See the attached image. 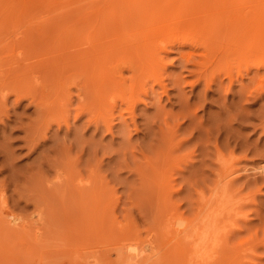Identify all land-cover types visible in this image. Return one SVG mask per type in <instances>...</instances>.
Masks as SVG:
<instances>
[{"label": "rangeland", "instance_id": "rangeland-1", "mask_svg": "<svg viewBox=\"0 0 264 264\" xmlns=\"http://www.w3.org/2000/svg\"><path fill=\"white\" fill-rule=\"evenodd\" d=\"M21 1L28 2L30 6L27 12L18 11V13H20V24L18 23L19 25L16 27L18 32H16L17 30L14 31L16 28H12V24L0 27V58H3V61L10 57L9 55L11 52L6 44H9L8 41L11 37L15 38L18 33L20 38L17 39V36L16 40L22 38V43V40L25 41L28 37L29 31L36 30L37 26L46 31L54 20L75 13V10L66 8L69 0ZM226 1L227 0L223 2V5L226 4ZM229 3L230 0H228L226 6ZM189 4H192V2ZM223 5L221 6L222 13L219 12L220 14L216 17L217 26L215 29L218 32V40L223 39V32L225 29L223 20L231 14V11H229L226 6L223 7ZM176 7L177 6L173 8L176 9ZM215 9L221 11L218 5ZM242 12L243 18L246 20L250 15L249 3L243 4ZM184 14L186 15L188 13H182L183 18H185L184 21L182 16H180L179 20L181 19V26L188 22ZM0 15L9 18H13L14 16L10 15L9 12H0ZM171 17L170 20L172 19L173 21L166 19L167 22L165 21L164 23L161 20L160 22H162V24L160 25L159 23L158 27L153 26L154 29H149L148 24H146L147 27H144V29H149L148 31L144 30L145 33L157 34L152 35V37H154L152 41V43H154L153 48L157 52H161V55L166 56L164 59L165 84L167 86L166 94L161 93L160 89H157L158 87L155 86V89H157L155 93H146L145 90L146 95L144 92L141 94V91L138 93L139 95L136 96V99L142 96V99L140 98L139 100V102L141 100L142 102H137L133 107L132 105L129 106L132 103L127 104V101L123 97L126 95L125 97L128 96L133 102L135 101V97L129 95V92H126V85L128 83V85H130V82L127 80V84H125L122 89L125 90L123 91L124 93L121 89L114 90L115 94L113 93L114 99L112 100L115 103L111 101L110 105L109 102L112 108L111 110L115 109L112 112L113 118L115 119L111 134L103 132L105 131L103 128L96 132L93 131L94 127L86 125L87 123L85 124V117L71 126V133H69L66 126L62 125V129L58 130L57 125L53 124L52 129L47 133L49 140L46 146L37 149L34 153L31 151V146L29 145L30 148L27 147L23 139H21L24 133L17 129L19 123H15L16 119H14L16 117L23 120L22 122L24 123L28 122L29 118L35 117L33 113L34 108L32 106H27V100L23 101L19 106H14V98L12 95L7 96V103L5 102V106L3 105L4 107H2V104L0 105V188L2 187L0 192L4 190V196L8 200V209L10 208V211L13 209L15 211L13 213L15 214L22 213V216L25 217L24 221H26L28 225L26 229L14 228L5 225V222L2 225L4 218H0V264H108L110 261L113 262L114 246L112 242L114 238H116L115 236H119L118 233L120 230L123 229L125 232H127V230L124 229H128L130 232L134 230L138 233L135 232V234L142 238H146V234L149 236H151L152 233L154 236L157 235L160 230L161 220L167 219L171 215H181L184 218H188L194 214L195 206L199 200L197 191L202 188L207 192V183H212V175L209 173L212 167H216L215 144H217L221 148L222 153L225 154H223V156L226 166H229V169H234V173H230L231 177L237 178L232 186L233 189L230 187L231 191L228 195L231 199L230 201L228 197L230 203H227L228 205L225 203L220 210L225 214L229 211L228 214L230 217L228 218H230V221L232 220L231 222H233L234 219L237 220V222L246 219L252 221V225L258 224L257 226L259 227L264 226L262 225L264 224L262 223L264 222V213H262L264 212V178H262L264 175H260L256 170L258 166L264 164V125H262L264 124V110H262L264 109V98L254 100L252 98L255 96L254 94L245 95L246 98H241V94L238 91L240 88L239 81L233 82V88L231 87V90L227 89L226 87H228L229 80L223 74L224 71L213 77V67L206 70L204 69L206 66L208 67V65L205 66L206 62L204 66H199L201 67L200 69H196L199 68L198 66L192 67V65H190L192 61L188 63V67L191 69L195 68V70H199V72L202 71L201 69H204L203 72L205 73L213 69V71L210 72L213 78L209 75V72L206 74L201 72V74H203L201 76L202 81L192 87V82L196 80L199 74L195 72L192 74L190 70H184L183 64L179 60L180 52L187 53L188 51L190 52L192 48L187 45L182 46L180 45L181 43L173 44L174 47L169 46V48H171L169 50L170 52H164V50L159 48L161 47L160 45L164 44L161 43L163 39L166 42L172 39L171 36L173 34L177 33L176 29H178L179 21L177 18V21L174 20L173 14ZM116 18V20L113 18L115 20V27L117 28L115 31L119 34L116 38L117 41L111 43V45L115 47V51L111 55L114 59L109 60L108 64L114 65V63H116L120 68L124 67V65L120 64L119 52L127 48L123 46L132 45L135 40L136 44H138L137 40L141 42V39H137L135 34H131V32H133L131 24H127L124 29L123 27L126 25V21H120L118 17ZM33 21H36V23H32ZM173 23H175L177 28L171 26H175ZM200 25L201 29L199 25L194 27L196 28L194 32H197L198 35L206 32V29L202 27L203 24ZM31 26H34L35 29ZM162 26L163 28L161 29ZM155 27L158 28V30H156ZM39 28L37 27V29ZM166 29L168 32H166ZM11 30L13 36L10 34ZM161 30H164V33L162 32V34H159ZM173 31L174 33H172ZM19 32H22L21 34L23 35L20 36ZM126 32L130 33V36ZM165 33H170L171 35ZM215 35L216 34L211 31L208 33V38L213 36L215 39ZM160 36L162 39L158 38ZM155 37L158 40H156ZM180 37L182 36L179 35L178 38L180 39ZM105 38L106 35L102 36V38L100 36L99 41L102 39L101 43H106V39L108 38ZM10 40V45L12 44L11 42H13L12 46L14 47V45H16L15 40ZM250 41L251 36L247 35L244 37L241 48L236 49L238 55L230 56L229 63L227 62L229 65L234 62V65H232V76L235 79H241L243 83L249 82L248 76L250 74L244 75V77L241 78L236 77L237 67H239L237 65H243V63H236L232 58L236 57L237 61L243 62V58L246 55L245 52L247 51L246 47L249 46ZM158 43L160 44L156 47ZM216 46H218V51L221 50L220 52H224L225 48L228 49L227 44L225 48L220 45ZM15 47H19L16 49V52L18 51L16 57L18 55L21 57L22 55L20 59L15 57L16 62L18 59L19 61L22 60V63L25 64L24 61L27 60V57H24L26 52L24 46L17 45ZM157 48L161 51L157 50ZM204 49L202 47L197 49V51L199 50L198 53L203 52L204 54L207 50V54L205 53L207 57L212 49L209 51L207 48L206 50ZM49 51L54 50L48 49L47 52ZM6 57L7 59H5ZM35 57L39 58L41 55L37 56L36 53ZM43 58L47 57L43 55ZM1 60L2 59H0V61ZM199 61L203 62V60ZM227 63L225 62L224 64L222 62L219 63V65L223 64L221 67L223 68L227 67ZM26 64H28V61ZM117 69L112 74L113 78L122 77L123 75L126 76L127 79L129 78L128 76L131 75H129L130 72L125 70V68H121V73L122 69H124L123 73L118 74L120 70L117 71ZM241 72L244 73V70ZM173 78L174 80L181 79L180 81L182 84L180 87L172 82L174 81ZM210 78L213 79V81H211L212 84L210 85V89H206L205 85L208 81L210 82ZM220 78L222 79L221 82H223V86L217 85ZM145 88H149V86ZM74 92L75 90L73 89L72 93ZM2 93L5 95L6 91L3 90ZM116 93L117 96H115ZM114 106L115 108H113ZM131 108L134 111L130 112ZM192 113L195 115L194 118L187 117L188 115H193ZM131 119L135 120L138 127L137 132L130 123ZM122 120H126L131 125L128 129L129 132L122 131L120 128V122ZM165 120H167L166 127L168 129H165ZM163 121L165 122L163 123ZM69 123L72 124V120H70ZM160 124L164 125V129ZM158 129H161L165 134L160 135ZM129 135L130 138L128 137ZM69 140L71 142H69ZM60 143H63V145ZM70 143L72 146H70ZM65 145H67V147ZM70 147L73 148L70 149ZM92 148L94 152H91ZM68 149L71 152H67L66 150ZM57 152L58 154H56ZM142 152L145 157H143ZM78 156L81 157L80 160H78ZM96 160L97 162H95ZM89 163L92 165L90 166ZM9 167L11 169H9ZM66 168L67 170L65 171ZM62 169L64 172L61 171ZM162 171H165V189L164 195L160 196L154 178L155 176L157 178ZM60 173L62 174L57 178V174L59 175ZM64 173H69L67 176L70 178H65L66 176H64ZM78 173H80L82 177V183L78 184L81 189H79L74 181ZM61 176H64L62 178L66 180L61 179ZM247 178L249 180H247ZM62 180H64V182ZM81 185H83V188ZM93 196L96 197L97 203L98 200L100 201L98 207L102 210L98 208L96 211L95 209L97 207L92 208L91 197ZM43 201H45L44 204H42ZM89 208H92V210H89ZM257 210L260 213H258ZM2 212L0 214H2ZM245 214L246 217H244ZM256 214L257 216H255ZM26 216H28V218H26ZM0 217L3 216L0 215ZM235 220L234 222L236 223ZM90 221H92V223H90ZM132 234L131 235L135 238L134 233ZM137 235L135 239H138ZM128 236H130V234H128ZM257 251H259V255ZM257 251L253 259L251 255L249 256L251 260L249 261L248 258L247 264H255V261L256 264H264V258H261V256L264 257V253H262L264 252V246L259 247ZM252 260H254V262Z\"/></svg>", "mask_w": 264, "mask_h": 264}, {"label": "bare ground", "instance_id": "bare-ground-1", "mask_svg": "<svg viewBox=\"0 0 264 264\" xmlns=\"http://www.w3.org/2000/svg\"><path fill=\"white\" fill-rule=\"evenodd\" d=\"M224 1L225 0H69L67 2L66 8L75 10V13L54 20L53 22H51V25H49L46 31L42 30V28H39V26H37L39 29H37L36 27V30H34L35 27L31 26L34 28L33 29L34 31L30 30L28 33V37L25 39V41L22 40V43H21L22 38L20 40H16L18 33L16 34V36L14 35L15 38L9 37L10 39L15 40L16 45H14L13 47L12 46L13 42H11L12 44L10 45L9 41L11 40L9 39L8 41L9 44L8 45L6 44V46L9 48V51L11 52V54L9 55L10 57L8 59L6 57L5 59L7 60L5 61H3V58H0L2 59L0 61V94L2 93L3 90L6 91L5 95H4L5 92L0 95V100L2 99L0 105L2 104V107H4L5 106L4 104L7 101V96L12 95L14 98L13 99L14 106L17 105L19 106L20 104L23 103V101L27 100L28 102L27 106L28 107L32 106L34 108L33 113L35 117L33 115L34 118L31 119L29 118V121L27 120L28 122L24 123L22 122L23 120H21L20 118H16V117L14 118L16 119L15 123H19L17 129H19L24 133V136H22L21 139H23L27 147L30 148L31 146V151H33L34 153L37 151V149L46 146V143L49 140V136H47V133L52 129L53 124L57 125L58 130L62 129V125L66 126L69 133H71L70 132L71 126L74 125L75 122L80 121V119L85 117V124L87 123L86 125H91L92 127H94L93 131L96 132L99 131L101 128H103L105 130L103 132H107V134L108 133L111 134L113 131L112 130L114 127L113 122L115 119L113 118L112 115L113 114L112 112L115 109L111 110L112 108L110 107L111 101L112 103H115L112 100L114 99L113 93L114 90L115 91L120 89L122 90L125 84H127L126 83L127 80L130 82V85H128L129 83L127 84L128 86L126 85V89H127L126 92L127 93L129 92V95L135 97L134 102L131 101L130 100L131 98L129 99L128 96L127 99V97H125L126 95L123 97L127 101V104L132 103L129 106L132 105L133 107V105L137 104V102L138 103L142 102V100L139 102L142 96L136 99V96H138L139 95L138 93H140L141 91H142L141 94H143V92L145 93V90L146 93L149 92L155 93L157 89H160L161 93L166 94L167 86L165 84L166 76L164 71V66H165L164 59L166 56L161 55V52H157L153 48L154 43H152V41L154 37H152V35H157V34L149 33V32L145 33L144 30L148 31L150 28L154 29L153 26L158 27L159 23L161 25L162 22L164 23L165 21L167 22L166 19L170 20L172 14L175 18L174 20H176V18L178 19L179 21L178 23L180 27L178 26V29H176L177 33L171 36L172 39L166 42L164 39L162 40L163 42L160 41L161 43L164 44H162L163 47L162 45H160L162 48L161 47L159 48L164 50V52H170L169 50L171 48H169V46L174 47L173 44L175 43H181L180 45L182 46L187 45L188 47L192 48L190 52L188 51L187 53L186 52L179 53V60L182 62L184 70H188V71L190 70L192 74L194 72L199 74L196 80L192 82L191 84L192 87H194L193 85L198 84L199 82L202 81L201 76L203 74L209 72V71L206 73L203 72L204 69L206 70L208 68L213 67L214 71L213 69L210 71V72L213 71L212 72L213 77H215L214 75L220 74L222 71H224L223 74L229 80L228 81L229 83L227 85L228 87H226L227 89L231 90V87L233 88L232 86L233 82L239 81L240 88L238 91L241 94V98L242 97L246 98L245 95L248 96L249 94L255 95L254 97H252L254 100L257 99L259 100L261 98H264V0H230V3L227 6L226 4L228 0L226 1V4L223 5ZM191 2L192 4H189ZM244 3H249V10H250V15L246 18V20L243 18V12H242V7ZM217 5L220 6V9L222 5L223 7L226 6L227 9L231 11V14L226 19L223 20V22L225 23V29L223 32L222 40H218L217 37L218 32L215 29L217 26L216 17L218 16V14L222 13V9L221 11L215 9ZM29 6L30 5L26 1L22 2L21 0H0V12H9L10 15H14L13 18L0 15V27L1 26L4 27L5 25L12 24L11 25L12 28L15 29L20 24L19 23L20 13H18V11L27 12L29 11ZM175 6H177L176 9L173 8ZM182 13H188L186 15L184 14V16L187 17L188 22H186L185 25L182 24L181 26L180 24L181 19L179 20V18L180 16H182L183 18ZM116 17H118L120 21H124V20L126 21L125 22L126 25H124L123 27L124 29L126 28L125 26H127V24H131L133 29L132 30L133 32H131V34L133 33L136 35L137 39H141V42L137 40L138 44H136V40L134 38L135 42L132 45L130 44L128 46H123L124 48L126 47L127 48L119 52L120 64L124 65V67H120V68L118 65H116V63H114V65L108 64L109 60L114 59L113 57H111V55L115 51L114 50L115 47L111 45V43L117 41L116 38L117 35L119 34V33L117 34V32L115 31L117 30V28L115 27L116 25L114 24L115 20L117 19ZM113 18L116 19L114 20ZM161 20L162 22H160ZM184 20L185 18H183V21ZM34 22L36 23V21H33L32 23ZM146 24L149 25L148 30L144 29V27H147ZM173 24L175 25V23ZM200 24H203L202 27L206 29V32L200 33L198 35L197 32L196 33L194 32L196 30V28L194 27L196 25H199L200 26L199 28L201 29ZM171 26L173 28H177L176 25L175 26L171 25ZM162 28L163 26L161 27V29ZM16 30L17 28L14 31ZM156 30H158V28H156ZM211 31L214 34H216L215 39L213 38V36H210L208 38V33ZM16 32H18V30ZM156 32H160V31H156ZM162 32L164 33V30L163 31L161 30L159 34H162ZM166 32H168L167 29ZM19 33L20 36L23 35L21 34L22 32ZM172 33H174V31ZM10 34L12 35V30ZM127 34L129 35L130 33ZM99 35L101 36V38L102 36L106 35V38H108V39L105 38L106 43L105 42L101 43L102 39L101 41H99L100 40ZM179 35L182 36L180 37V39L178 38ZM247 35L251 36V41L249 46L246 47L247 51L245 52L246 55L243 58V62L237 61L236 57L232 58L233 61H235L236 63H243V65H237L239 67H237L238 70L236 77L241 78L244 77V75L250 74L248 76L249 82L243 83L241 79L240 80L238 78L235 79L232 76V65H234V62L230 63V65L228 63L230 60V56L238 55L236 49L241 48V43L243 41V38L246 37ZM19 38L20 37L18 36L17 39ZM158 38L162 39L161 36ZM156 40L158 39L156 38ZM159 44L160 43L156 44L157 45L156 47H158ZM226 44L228 45V49L225 48ZM17 45L24 46L25 48L26 52L24 57H27L26 58L27 60L24 61L25 64L22 63V60L20 61L18 60L22 57V55L21 57H19V55L16 57V53L18 52V51L16 52V49L19 48V47H15ZM216 45L223 46L225 48V51L224 52H220L221 50L218 51L217 49L218 46ZM202 47L203 49L205 48L204 50H206L207 48L208 51L212 49L210 53L207 55V57H206L207 50L205 51L206 54L205 53L203 54V52L198 53L199 50L197 51V49ZM159 48H157V50L161 51ZM48 49L54 51L47 52ZM36 53L37 56L41 55L42 58L35 57ZM43 55L47 58H43ZM15 57L18 58L17 62ZM199 60H203V62ZM27 61L28 64H26ZM189 62H191L190 65H192V67L204 66L206 62L205 66L208 65V67L206 66V68L201 69L202 70L201 72H203V74H201L199 70H195V68L191 69L190 67H188ZM222 62L224 64L225 62L226 63L228 62L226 65L227 67L221 68L223 64L219 65V63ZM121 68H125V70L130 72L129 75L130 74L131 75L128 76L129 78L126 79V76L123 75H122L123 78L120 77L119 75H117L119 76L118 78L112 77L114 71L116 69L117 71H119ZM200 68L201 67L196 69H200ZM123 70L124 69H122V73ZM242 70H244V73L241 72ZM210 72L209 75L211 76ZM120 73L121 70L118 72V74ZM212 78H210L211 80L209 79L210 82L208 81L206 83L205 85L206 89L207 88L210 89V85L212 84L211 81H213ZM180 80L177 79L174 80L175 82L174 81L172 82L180 87V85L182 84ZM221 80L222 79L220 78L219 82H217L218 86H223V82H221ZM146 86H149V88H145ZM155 86H157L158 88L155 89ZM71 89L72 92L73 89L75 90V92L72 93ZM123 91L125 90H122V92ZM115 96H117V93ZM113 108H115V106ZM132 111L134 110H132L131 108L130 112ZM187 117L194 118L195 115L194 114L188 115ZM133 119H131L130 123L137 132L138 127L135 123V120ZM70 120H72V124L69 123ZM165 121L166 123H164ZM165 121H163V123L166 127L167 120ZM161 124L160 126L164 129L163 127L164 125ZM131 125L126 120L125 121L122 120L120 122V128L122 129V131H128ZM165 129L168 128L166 127ZM158 131L160 135L165 134V132H163L161 129H158ZM71 135L74 136L73 134ZM128 137L130 138V135ZM69 142L71 141L69 140ZM61 145H63V143ZM65 146L67 147V145ZM70 146H72V144ZM72 148L70 147V149ZM214 150L216 156V160H215L216 167L215 166H214L215 168L212 167L209 173L210 175H212L211 177L212 183L210 184L207 183L206 185L207 192H205V190L202 188L199 191H197L199 195V200L195 206L194 214L188 218H184L181 215L180 216L171 215L167 219L161 220V225L159 227L160 230L155 236L152 233L151 236L146 234V238H142L138 236L137 235L138 233L132 229H130L132 230L131 232L128 229H124L127 230V232L123 231V229L120 230V232L118 231L119 236H115L116 238H114V241L112 242L114 246L113 248L114 259L113 262L110 261L108 264H168V263L169 264H180V263L181 264H247L248 263L247 259L249 258L250 255L253 259V256H255L256 254L255 252L257 251V249L259 247L264 246V226L259 227L257 226L258 224L252 225L253 224L251 223L252 221L246 219L241 220L240 222H237V220L234 219L236 223L234 222V220L233 222H231L232 220L230 221V218H228L230 217L228 214L229 211L228 213L226 212L227 214H225L220 210L225 203L226 205L230 203L231 199L228 195L231 189H233L232 186L237 178L231 177L230 173L231 172L234 173L233 172L234 169H229V166H226V162L223 156L224 153H222L221 148L217 144H215ZM66 151L68 152L70 150L68 149ZM91 152H94L93 148ZM56 154H58V152ZM95 154L98 155L97 153ZM142 155L143 157H145L143 152ZM80 159L81 157L78 156V160ZM95 162H97V160ZM9 169L11 168L9 167ZM66 170L67 168L65 169V171ZM256 170L260 175H264V164L258 166ZM61 171L64 172L63 169ZM61 174L62 173H60L59 175L57 174V178H59ZM68 174L66 173L64 176H66L65 178L69 179L70 177L67 176ZM164 175H165V171H162L161 174L157 176V178L156 176L154 178L160 196L164 195V189H165ZM64 176H61L60 178L66 180L65 178H62ZM64 180L62 181L64 182ZM247 180L249 179L247 178ZM74 181L76 182V185L82 183V177L80 173H78ZM81 186L83 188V185ZM78 187L79 189H81L79 185ZM230 187L232 188L230 189ZM3 191L0 192L1 193L0 209L3 210V212L2 210H0V213L2 212V214L0 215L3 216L0 218H4L5 220L2 221V225L5 222L6 223L5 225H8L10 227L26 229L28 225L26 221H24L25 217L22 216V213L20 212H19L20 214H15L13 213L15 212L13 209L12 211H10V208L8 209L7 207L8 200L4 196ZM91 199L93 205L91 206L92 208L97 207L95 209L97 211L99 208L98 205L100 204L99 203L100 201L97 199L99 203L98 204L96 202L95 196L91 197ZM225 201H229V202H225ZM44 202L45 201H43V203L42 202L40 203L44 204ZM92 208H89V210L90 209L92 210ZM258 213L260 212L258 211ZM258 215L262 216L261 214ZM255 216H257V214ZM244 217H246V214L244 215ZM26 218H28V216H26ZM90 223H92V221H90ZM226 226L229 228H227ZM135 232L137 234H135ZM127 233L130 234V236H128ZM132 233H134L135 238L137 235L138 239H135L132 236L133 235ZM126 235L129 238H127ZM258 252L259 251H257V254ZM250 258L248 259L249 261L251 260ZM261 258L264 257L261 256ZM252 261L254 262V260Z\"/></svg>", "mask_w": 264, "mask_h": 264}]
</instances>
